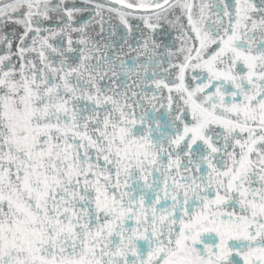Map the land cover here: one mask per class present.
Returning <instances> with one entry per match:
<instances>
[{"label":"snow or ice","instance_id":"1","mask_svg":"<svg viewBox=\"0 0 264 264\" xmlns=\"http://www.w3.org/2000/svg\"><path fill=\"white\" fill-rule=\"evenodd\" d=\"M0 264H264V0H0Z\"/></svg>","mask_w":264,"mask_h":264},{"label":"flooded vegetation","instance_id":"2","mask_svg":"<svg viewBox=\"0 0 264 264\" xmlns=\"http://www.w3.org/2000/svg\"><path fill=\"white\" fill-rule=\"evenodd\" d=\"M133 23H136L135 21H133Z\"/></svg>","mask_w":264,"mask_h":264}]
</instances>
